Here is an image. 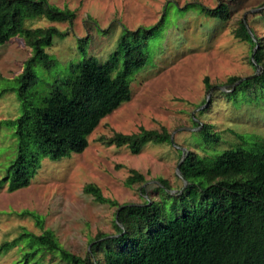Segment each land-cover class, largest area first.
Returning a JSON list of instances; mask_svg holds the SVG:
<instances>
[{
  "label": "rangeland",
  "instance_id": "374dc122",
  "mask_svg": "<svg viewBox=\"0 0 264 264\" xmlns=\"http://www.w3.org/2000/svg\"><path fill=\"white\" fill-rule=\"evenodd\" d=\"M45 1L73 11L75 19L57 23L36 18L22 23L23 29L56 30L45 47L54 67L46 70L37 62L32 66L36 84L28 92L33 106L68 76L69 66L88 58L99 64L109 59L123 30L157 28L147 41L144 66L130 77L129 100L100 121L87 137L86 149L58 162L43 160L24 188L9 191L7 185L1 186L0 245L8 247L0 251V264L22 260L27 248L18 236L24 230L41 233L31 219L20 217L24 211L39 216L63 249L87 259L97 235H117L115 209L84 195L87 185L98 187L119 206L152 202L159 215L157 230L183 210L191 213L202 206L199 191L191 199L175 198L187 186L178 165L188 153L211 159L229 149L256 152L258 144L264 145V80H252L234 92L228 84L231 77L243 81L264 69V56L262 65L253 64L255 47L232 35L236 24L244 21L264 48V0ZM220 3L230 11L224 23L204 12ZM251 39L256 46L257 40ZM32 57L33 51L18 34L0 45V184L17 157L15 128L8 124L21 114L14 78ZM203 125L209 126V141L197 132ZM140 128H164L171 139L156 146L146 143L137 155L100 141ZM130 171L140 174L143 182L128 188L124 180ZM94 257L88 256L102 261L100 252ZM29 259L34 264H68L44 252Z\"/></svg>",
  "mask_w": 264,
  "mask_h": 264
},
{
  "label": "trees",
  "instance_id": "16d2710c",
  "mask_svg": "<svg viewBox=\"0 0 264 264\" xmlns=\"http://www.w3.org/2000/svg\"><path fill=\"white\" fill-rule=\"evenodd\" d=\"M204 12L223 23L230 16L224 3L214 9L204 8ZM36 18L72 23L75 14L45 0H0V45L18 34L33 51V57L24 62L20 74L14 78L21 114L8 124L15 128L17 157L8 166V177L0 184V188L7 185L9 191L26 187L43 160L58 162L86 149L87 137L100 121L129 100L130 77L144 66L147 41L157 28L123 30L118 49L109 59L99 64L88 58L69 66L68 76L33 106L28 91L36 84L34 62L46 70L55 65L45 47L56 30L48 26L22 28L25 19ZM245 25L239 21L232 35L253 47L251 38L257 40L253 61L262 65L263 45ZM260 78L264 80V69L243 81L231 77L228 84L233 85L234 92ZM208 130L209 126L203 125L197 132L209 141L212 135ZM100 141L105 146H123L137 155L144 144H167L170 136L164 128L156 131L140 128L136 133H115ZM258 146L256 152L229 149L211 159L188 153L178 165V173L187 186L175 198L188 195L191 199L199 191L202 206L191 213L183 210L180 217L157 230L154 226L159 215L152 202L119 206L105 198L98 187L87 185L83 188L84 195L115 209L117 235L109 238L97 235L89 248L88 256L95 258L100 252L101 262L70 254L60 246L53 232L44 229L39 216L24 211L20 217L31 219L41 233L35 235L24 230L18 236V240L25 241L27 251L17 264H34L29 258L41 252L56 254L68 264H264V145ZM142 182L140 174L130 171L124 186L130 188ZM160 184L165 187L163 182ZM7 247V243L1 244L0 251Z\"/></svg>",
  "mask_w": 264,
  "mask_h": 264
},
{
  "label": "water",
  "instance_id": "95a60500",
  "mask_svg": "<svg viewBox=\"0 0 264 264\" xmlns=\"http://www.w3.org/2000/svg\"><path fill=\"white\" fill-rule=\"evenodd\" d=\"M257 48H258V45H257V42H256L255 50L253 51V53H252V55H251V58H252L251 61L253 62V64H255L254 61H253V59H254V55H255V52H256ZM170 139H171V138H170Z\"/></svg>",
  "mask_w": 264,
  "mask_h": 264
}]
</instances>
